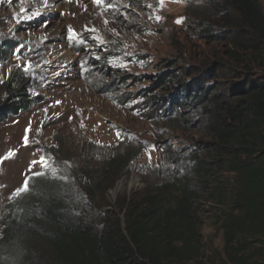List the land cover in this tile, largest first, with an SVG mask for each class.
<instances>
[{"label": "rangeland", "instance_id": "1", "mask_svg": "<svg viewBox=\"0 0 264 264\" xmlns=\"http://www.w3.org/2000/svg\"><path fill=\"white\" fill-rule=\"evenodd\" d=\"M210 1L0 0V53L9 48L8 60L0 62V97L2 83L19 73L15 79L32 86L36 102L0 124V237L8 213L43 222L39 206L52 193L81 201L86 170L107 175L99 179L107 187L103 198L104 188L97 189L92 209L85 210L96 222L106 209L166 180L171 171L187 172L188 155L211 141L203 118L186 109L192 127L173 124L161 113L166 106L154 107L152 98L165 94L167 73L176 74L180 94V84H194L193 91L199 77L208 86L215 83L204 75L203 62L206 52L226 46L200 35ZM180 17L183 23L176 22ZM9 152L14 155L3 159ZM171 155H182L176 167L167 164ZM41 157L50 166L37 164L29 172ZM28 177L29 191L16 195ZM221 210L205 201L198 205L200 264H215L220 256ZM28 238L25 244L35 251L42 240Z\"/></svg>", "mask_w": 264, "mask_h": 264}, {"label": "trees", "instance_id": "2", "mask_svg": "<svg viewBox=\"0 0 264 264\" xmlns=\"http://www.w3.org/2000/svg\"><path fill=\"white\" fill-rule=\"evenodd\" d=\"M206 11L201 37L226 46L206 52L203 62L204 75L215 83L208 86L199 77L193 91L194 84H180V94L176 74L167 73L165 94L152 98L154 107L166 106L161 113L173 124L192 127L186 109L203 118L211 141L188 155L187 172L171 171L166 180L106 209L96 222L85 210L92 209L97 189L104 188L103 198L107 187L99 179L107 175L86 170L81 201L52 193L39 206L38 225L30 217L5 216L0 264H200L201 201L222 208L217 221L223 246L212 263L264 264V6L261 0H211ZM8 49L0 62L8 60ZM15 77L19 73L2 83L0 124L36 104L32 86ZM179 157H167V164L176 167ZM26 236L42 240L35 251Z\"/></svg>", "mask_w": 264, "mask_h": 264}, {"label": "snow or ice", "instance_id": "3", "mask_svg": "<svg viewBox=\"0 0 264 264\" xmlns=\"http://www.w3.org/2000/svg\"><path fill=\"white\" fill-rule=\"evenodd\" d=\"M163 2H164V0H159V3L162 5L163 4ZM37 15H39V13H36ZM28 19H31L32 17L31 16H29V17H27ZM183 20H184V18L183 17H180V18H178L177 19V23H183ZM78 34L77 33H74L73 32V36L75 37V36H77ZM18 51V50H17ZM117 135L119 136L120 135V133H117ZM25 142L27 143V138H25ZM12 155H14V153H12V152H9L8 153V155L7 156H5V157H3V159H7V158H9L10 156H12ZM37 164H40V165H42L43 167H49L50 165L48 164V161H47V159H45L44 157H41V159L39 160V161H32L31 162V164H30V167H29V172H31V167L32 166H35V165H37ZM43 173H41V172H35V173H32V175H42ZM29 179H30V177H28V178H26L25 179V182H24V184L21 186V188H19V189H17V191H16V195H19V194H21V193H24V192H27V191H29V184H28V181H29Z\"/></svg>", "mask_w": 264, "mask_h": 264}, {"label": "bare ground", "instance_id": "4", "mask_svg": "<svg viewBox=\"0 0 264 264\" xmlns=\"http://www.w3.org/2000/svg\"><path fill=\"white\" fill-rule=\"evenodd\" d=\"M122 185H123V182L118 186V189H120L122 187Z\"/></svg>", "mask_w": 264, "mask_h": 264}, {"label": "water", "instance_id": "5", "mask_svg": "<svg viewBox=\"0 0 264 264\" xmlns=\"http://www.w3.org/2000/svg\"><path fill=\"white\" fill-rule=\"evenodd\" d=\"M123 223H124V216H123Z\"/></svg>", "mask_w": 264, "mask_h": 264}]
</instances>
